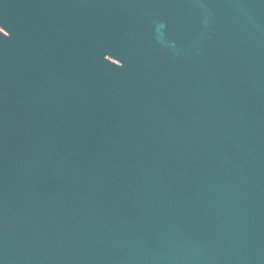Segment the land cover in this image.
Here are the masks:
<instances>
[{
  "label": "water",
  "instance_id": "95a60500",
  "mask_svg": "<svg viewBox=\"0 0 264 264\" xmlns=\"http://www.w3.org/2000/svg\"><path fill=\"white\" fill-rule=\"evenodd\" d=\"M0 264H264V0H0Z\"/></svg>",
  "mask_w": 264,
  "mask_h": 264
}]
</instances>
